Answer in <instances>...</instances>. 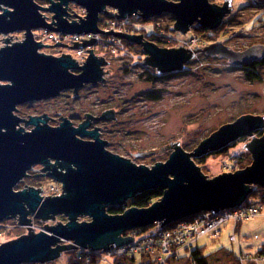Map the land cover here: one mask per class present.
I'll use <instances>...</instances> for the list:
<instances>
[{"label": "water", "instance_id": "95a60500", "mask_svg": "<svg viewBox=\"0 0 264 264\" xmlns=\"http://www.w3.org/2000/svg\"><path fill=\"white\" fill-rule=\"evenodd\" d=\"M46 1L49 2L47 8L34 0H0V33L24 31L22 42L7 45L11 37L7 35L3 41L6 46L0 47V81L7 82L0 84V220L19 215V224L31 225V219L26 215L32 214L40 220H54L57 215H65L68 222L63 225L56 222L49 227L45 224L46 232L32 234L28 231V235L1 244L0 264H42L56 260L62 254V248L106 250L109 245L112 247L111 244L121 245L133 240L131 236L120 237L123 231L154 222L163 226L200 211L238 208L250 194L251 185L264 187V135L261 138L252 136L263 126L261 117L246 114L222 125L201 140L191 153L183 151L178 140L153 151L131 154L133 158L150 153L158 155L174 148L167 160L147 167L108 152L104 148L106 141L98 137L101 128L88 131V121L73 127L64 117L59 126L53 127L40 117L24 120L13 114L17 105L56 97L63 90H73L74 95L85 84L96 85L104 80L99 66L108 63L95 57L91 49H86L89 55L82 66H78L68 54L54 57L38 53L42 47L67 45L58 41L54 45L35 42L31 30L47 28L64 34L92 33V36L97 32L111 33L142 45L146 56L141 63L155 68L157 73L182 71L184 63L193 57L189 49L181 46L161 49L143 41L141 34L99 30L98 15L103 11L107 13L105 7L115 9L116 18H126L137 11H141L139 15L143 18L172 13L175 23L174 28H169L184 34L194 22L204 29H215L229 12L230 0H224L222 6L210 4L208 0ZM255 1L264 3V0ZM70 2L83 8L85 16L80 17L72 11L78 20L69 21L66 17L72 15L68 10ZM40 11L53 13L51 18L55 21L52 20L51 24L54 26L46 23ZM94 41L95 38L82 40V43L76 41L68 47L91 45ZM263 50L264 46L254 45L237 52L219 42L201 49L208 55L218 53L231 64L243 66L264 58ZM71 69L80 72L72 73ZM100 118H113L112 109L103 111L97 119ZM20 122L33 126V129L17 128ZM247 136H252V140L243 147L252 154V164L242 170L207 178L191 159V156L207 154ZM49 159L55 162L48 164ZM35 164L43 165L39 170H48L46 175L61 184L60 195L43 198L38 193L42 191L40 188L30 186L13 191ZM36 175L44 174L32 176ZM152 189H162L163 195L148 207H131L121 215H108L105 211L106 206L123 204L127 199ZM77 215H85L91 218V222L77 223ZM62 240H70L73 245H57Z\"/></svg>", "mask_w": 264, "mask_h": 264}, {"label": "rangeland", "instance_id": "374dc122", "mask_svg": "<svg viewBox=\"0 0 264 264\" xmlns=\"http://www.w3.org/2000/svg\"><path fill=\"white\" fill-rule=\"evenodd\" d=\"M38 1L40 3L35 2L43 7L47 8L49 5L46 0H43L44 3ZM168 1L179 2V0ZM208 2L218 6L224 4V0H208ZM230 5L227 6L229 12L225 14L215 29H204L197 22H194L184 34L170 29L174 28L175 23V16L172 13L143 18L139 15L141 11H137L138 14L135 13L134 16L116 18L115 13L117 11L114 12L110 7H105L107 9L106 19H101L103 16L98 15L101 17H98L97 23L99 30L110 31L114 29L113 32L131 35L141 34L143 41L151 40L154 42V39H160L166 46L160 47L150 43L161 49H177L179 46L189 49L193 57L184 63L182 71L157 73L155 68L141 63L146 56L142 45L116 37L111 33L97 32L92 36V33L64 34L55 32L59 34L58 42L67 46H46L39 48L38 53L54 57H59L62 53L64 55L69 54L78 66H82L89 55L86 49H91L95 57H101L105 62H108L99 66L104 80L99 81L96 85H83L74 95L71 90H63L56 97L31 101V103L17 106L18 109L14 114L28 119L26 117L28 115L45 113L53 119H49L48 125L57 127L62 122L60 116L77 124L82 123L84 114L99 118L103 111L112 109L113 118L110 120L100 118L92 124V126L101 128V130L98 129V137L100 140L106 141L104 148L112 154H117L137 165L147 167L167 160L174 148L166 149L158 155L150 153L133 158L131 154L138 151L144 153L153 151L178 140L180 141L179 147L186 153H191L201 140L207 138L222 125L232 123L242 115L249 114L253 117L263 118V126L252 133L254 138H259L257 133L264 129V58L248 66H243L231 64L227 58L220 57L218 53L211 56L201 51V49L218 42L221 43V46L237 52H242L254 45L264 46V3L255 0H230ZM68 10L80 17L85 15L84 9L72 2L68 3ZM40 12L45 16L43 17L46 23L51 24L53 13ZM66 18L71 21L74 20L73 18L76 20L77 16L72 14ZM138 19L144 20V22L140 23L137 21ZM121 24H126L125 28L128 32L121 31ZM152 24H155L157 30L155 37L151 38L147 35L151 33L148 29L152 27ZM40 31L45 34L54 32L47 28L31 30L35 36L33 37L35 42L41 41L43 45L56 43L49 39L41 40L39 38ZM167 31H169L168 35L166 34ZM23 33L24 31L9 34L0 33V47L6 46L3 41L7 35L11 36L7 45H11L13 42H22ZM84 37H89L88 40L97 37L96 44L93 42L91 45H83L82 47H68L73 46L74 38L82 39ZM104 41L109 45L106 49L100 47V45L105 44ZM124 41L131 44H125ZM78 43H82V40ZM158 44L160 43L158 42ZM79 49L85 50L83 53L85 59H80L83 54L78 55L76 53ZM197 50L199 51L197 52ZM252 64H257L253 70L258 78H254L251 74ZM151 69H154L155 74L160 77L156 80L146 81V78L152 75ZM75 71L71 69L72 73L80 72ZM167 74L170 75L163 76ZM5 83L7 82L0 81V84ZM16 127L25 130L31 128V126L25 125V122H20ZM252 136L241 137L218 150L198 157L191 156V159L207 178L242 170L252 164V154L243 147L244 144L252 140ZM223 149L224 151L219 153ZM48 161L49 163L50 161L55 162L52 159ZM42 168L43 165H33L27 171V175L13 187V191L28 189L30 186L34 189L40 188L42 191L38 193L43 198L60 195L62 186L59 182L45 178V175L32 176L43 174L44 170H39ZM56 168L62 170L59 167ZM256 186L258 185L250 186L251 192ZM258 187L261 188V192L258 194H262L264 187ZM261 194L257 196V199H254L256 202L249 200L250 205H246V207L253 209L252 211H248L244 215L230 212V216L226 214L214 220L207 227H199L197 232H194L195 239H197L195 242L193 240L189 243L191 239L182 234L186 232L185 230L177 229L176 222L163 226L154 222L145 227L123 231L120 237L131 236L133 240L121 245L111 244L112 247L109 245V249L106 250L90 251L80 248L65 250L80 252V256L84 257L85 261L80 258L76 261L71 260L62 253L56 260L45 263L192 264L185 257L190 259L188 251L198 247L203 252L207 264H264V204L260 200ZM130 199H127L123 204L114 205L120 209L116 213L117 215L123 214L125 210L131 207H136H127ZM245 203L246 201L242 203L241 207L228 210L238 209V211L245 212L243 208ZM108 207L110 206L105 207V211ZM210 211H200L196 214ZM106 213L115 215L109 214L107 211ZM18 216L0 220V245L18 239L22 235H28V231H32V234L40 231L46 232L47 229L43 227L45 224L49 227L56 225V222H60L62 225L68 222L65 215H57L54 220L50 218L40 220L32 214H27L26 218L31 219V225L19 224ZM193 216L195 214L178 221L188 220L187 223H189V219ZM76 218L77 223L91 222V218L85 215H77ZM213 226H215L214 228L217 227L216 236L214 235L216 234L215 231L212 230ZM149 229L148 232L144 231ZM180 236H184L188 245H180ZM63 244L73 245V242L62 240L57 245Z\"/></svg>", "mask_w": 264, "mask_h": 264}, {"label": "trees", "instance_id": "16d2710c", "mask_svg": "<svg viewBox=\"0 0 264 264\" xmlns=\"http://www.w3.org/2000/svg\"><path fill=\"white\" fill-rule=\"evenodd\" d=\"M37 3H40L38 0H35ZM42 3H44L43 0H40ZM106 19V18H105ZM138 22L140 23H143L144 20H140L138 19L137 20ZM135 22V20H134ZM151 33H149V35H147L148 37H155V32L157 30V28L155 27V24H152V27L150 29H148ZM169 31L166 32V34L168 35ZM165 38H168V37H165ZM155 41H151V40H147L149 42H152L160 47H163V46H166V44L164 42H162L160 39H154ZM158 42L160 44H158ZM125 44H131L130 42H126L124 41ZM169 44V43H168ZM135 46V45H134ZM257 64H252L251 66V74L254 78H258V76H256L255 72L253 69H255ZM151 77H147L146 78V81H151V80H156V78H159L156 74H155V70L151 69ZM170 74H167V75H163V76H168ZM264 134V129L261 130L260 132L257 133L258 137L261 138ZM224 151V149L222 151H220L219 153H222ZM199 160V159H198ZM255 188V187H254ZM254 188L252 189V192L251 194L248 196V198L245 200L246 203H245V206L246 205H250V201L252 202H256L254 201V199H257L260 194H258V192H261V188H259L258 186H256L255 190ZM255 193H257L256 195H254ZM163 194V190L162 189H152V190H148L146 192H142V193H139L137 194L136 196H134L133 198L130 199L129 201V204L127 205V207H130V206H136V207H139V208H142V207H147L149 206L152 202L158 200ZM262 198L260 199L261 200V203L264 204V190H262ZM250 200V201H249ZM241 207V206H240ZM119 207H114V206H110L108 207V209L106 210L109 214H116L119 212ZM145 232H148L150 231L149 230H144ZM63 255H67L71 260H74L76 261V259L80 258L82 261H85L84 260V257L82 258V256H80V252H77L75 250H68V251H65L63 248ZM190 251V259H188L192 264H207L206 262V258L205 256H203V252L198 248V247H195ZM81 261V263H82ZM54 262V261H53ZM46 264V263H45Z\"/></svg>", "mask_w": 264, "mask_h": 264}, {"label": "built area", "instance_id": "2783aa9c", "mask_svg": "<svg viewBox=\"0 0 264 264\" xmlns=\"http://www.w3.org/2000/svg\"><path fill=\"white\" fill-rule=\"evenodd\" d=\"M126 24H121L120 28H121V31L122 30H125L127 31V29L125 28ZM114 30V29H112ZM128 32V31H127ZM40 36H43L42 37H39L41 38V40H45V39H49L51 40L52 42H56L58 41L60 38H59V34H56V33H41L39 34ZM89 37H84V38H77V39H73L75 40V42H80L81 40H88ZM95 40H97V37H94ZM65 40V39H64ZM112 41V40H111ZM104 49L108 48V44L104 41ZM84 49H79V51H77L76 53L78 55L80 54H83L84 53ZM80 59H84V54L82 55V57H80ZM243 208L245 209V212H243L242 210L238 211V209H233L232 211L230 210H226V211H218V212H214V211H210V212H201V214H195V216L193 217H189V223H187L188 220H184V221H176V224H177V229H180V230H185L186 232H183L182 234H184L185 236L189 237L191 239V241L189 243H191L193 240L194 242L197 240L195 239V235H194V232H197L196 230L199 228V227H207L209 225H211L213 223L214 220H216L217 218L221 217V216H224L226 214H228V216H230V212L232 214H239V215H244V213L246 212H250L252 211L253 209H250V207H246V206H243ZM215 226L212 227V230L217 231V227L214 228ZM190 230V231H189ZM153 235V234H152ZM152 235H149V236H152ZM215 236L217 235L214 234ZM176 239V238H174ZM179 242H180V245H184V244H187V242H185L184 240V236H180L179 237Z\"/></svg>", "mask_w": 264, "mask_h": 264}, {"label": "flooded vegetation", "instance_id": "af4514ba", "mask_svg": "<svg viewBox=\"0 0 264 264\" xmlns=\"http://www.w3.org/2000/svg\"><path fill=\"white\" fill-rule=\"evenodd\" d=\"M69 55V54H68ZM70 56V55H69ZM75 71V70H74ZM75 72H77V71H75ZM78 73V72H77ZM85 85H87V84H85ZM29 103H31V102H29ZM24 104H28V102L27 103H24ZM24 104H21V105H17V106H22V105H24ZM17 106H16V110L18 109L17 108ZM15 110V111H16ZM14 111V112H15ZM14 112H13V114H14ZM14 115H16V114H14ZM16 116H18V115H16ZM19 118H21V119H24V120H28L30 117H33V118H36V117H40V118H42V119H46V123L48 124V121H49V117L46 115V114H42V116L41 115H36V113H34L33 115L31 114V115H28V116H26L28 119H26V118H22V117H20V116H18ZM63 118L64 117H61V120H63ZM97 120V118H94L92 115H89L88 117H84V119H83V121L85 122V121H88V127H87V130L89 131V130H92V128H95L96 126H92V124H93V122L94 121H96ZM83 121H81V122H83ZM73 122H71V125L73 126V127H77L79 124H81V123H77V124H72ZM40 124V123H39ZM18 128V127H17ZM31 128H33V126L31 127ZM30 128V129H31ZM85 140H89L90 138H84ZM53 162L52 161H50V164H52ZM48 164H49V161H48ZM44 173V177L45 178H50V177H48L47 175H46V173L47 172H49L48 170H46V171H43ZM50 180H53L52 178H50Z\"/></svg>", "mask_w": 264, "mask_h": 264}, {"label": "bare ground", "instance_id": "6f19581e", "mask_svg": "<svg viewBox=\"0 0 264 264\" xmlns=\"http://www.w3.org/2000/svg\"><path fill=\"white\" fill-rule=\"evenodd\" d=\"M112 9V8H111ZM114 10V12H115V9H113ZM105 11L107 12V9H105ZM72 13V12H71ZM73 14V13H72ZM115 14H117V13H115ZM163 14V13H162ZM85 16V15H84ZM83 16V17H84ZM100 16H103L102 18L100 17ZM100 16H98V17H100L101 19H105L106 17H107V13H105L104 11H103V13H100ZM131 16H134V14L133 15H131ZM73 19H75V18H73ZM128 26H131V25H129L128 24ZM37 30H43V28H38ZM43 31H40V33L39 34H41ZM53 33H55V32H53ZM33 37H35L34 35H33ZM40 37H42L43 38V36H40ZM24 38V37H23ZM94 43H95V41H94ZM96 44V43H95ZM94 44V45H95ZM98 45V44H97ZM104 44H102V45H100V47L102 48V49H104ZM124 46V45H123ZM95 47H97V46H95ZM84 59H85V55H84ZM82 88V87H81ZM71 91H73V90H71ZM28 126V125H27ZM29 126H31V125H29ZM32 127V126H31ZM33 128H31V129H28V130H25L24 128H23V130L24 131H31ZM226 210H228V209H223V210H218V211H226ZM212 211H214V210H212ZM218 211H216V212H218ZM178 221V220H177ZM176 222V221H175ZM64 250H66V249H64ZM188 253L190 254V252L188 251ZM60 257V256H59ZM185 258H187V259H189L187 256L185 257Z\"/></svg>", "mask_w": 264, "mask_h": 264}]
</instances>
